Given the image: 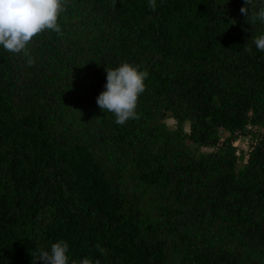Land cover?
I'll return each instance as SVG.
<instances>
[{
	"label": "trees",
	"instance_id": "obj_1",
	"mask_svg": "<svg viewBox=\"0 0 264 264\" xmlns=\"http://www.w3.org/2000/svg\"><path fill=\"white\" fill-rule=\"evenodd\" d=\"M243 6L64 0L62 34L0 46V264L59 240L69 264H264V0ZM125 62L148 76L117 125L96 99Z\"/></svg>",
	"mask_w": 264,
	"mask_h": 264
},
{
	"label": "clouds",
	"instance_id": "obj_2",
	"mask_svg": "<svg viewBox=\"0 0 264 264\" xmlns=\"http://www.w3.org/2000/svg\"><path fill=\"white\" fill-rule=\"evenodd\" d=\"M245 6L240 12L246 17L249 9L246 7L251 0H244ZM152 10L156 8V0H149ZM64 11V0H0V46L10 53H21L29 56L27 46L32 39L44 32L53 30L61 33L58 17ZM255 19L264 21V9L260 10ZM257 50L264 52V35L254 39ZM251 50V49H249ZM34 60L29 57L28 66ZM106 85L96 103L103 111L115 115V123L124 125L129 120L138 119L136 112L139 96L145 91L144 80L147 71H139L137 67L125 62L116 68L106 69ZM68 244L59 240L51 245L50 251L41 249L39 260L43 264H69ZM101 253L104 249L97 245ZM72 264H77L75 260ZM79 264H93L89 258H83ZM99 264V261H95Z\"/></svg>",
	"mask_w": 264,
	"mask_h": 264
},
{
	"label": "rangeland",
	"instance_id": "obj_3",
	"mask_svg": "<svg viewBox=\"0 0 264 264\" xmlns=\"http://www.w3.org/2000/svg\"><path fill=\"white\" fill-rule=\"evenodd\" d=\"M166 123L170 126H174V121L172 119H167ZM185 129H187V126H185ZM264 131V130H263ZM237 148L241 150H246L248 146V138L245 136H239L238 141L236 142ZM201 151H209V149L201 148Z\"/></svg>",
	"mask_w": 264,
	"mask_h": 264
}]
</instances>
